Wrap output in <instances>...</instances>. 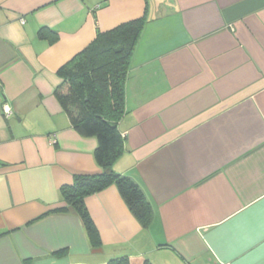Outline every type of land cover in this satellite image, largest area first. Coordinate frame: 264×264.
<instances>
[{
    "label": "crops",
    "instance_id": "obj_1",
    "mask_svg": "<svg viewBox=\"0 0 264 264\" xmlns=\"http://www.w3.org/2000/svg\"><path fill=\"white\" fill-rule=\"evenodd\" d=\"M145 25L119 121L117 172L150 198L144 227L118 187L88 195L102 244L56 212L99 174L97 137L59 102V70L99 32ZM8 104L10 112L5 111ZM264 264V0H0V264Z\"/></svg>",
    "mask_w": 264,
    "mask_h": 264
},
{
    "label": "trees",
    "instance_id": "obj_2",
    "mask_svg": "<svg viewBox=\"0 0 264 264\" xmlns=\"http://www.w3.org/2000/svg\"><path fill=\"white\" fill-rule=\"evenodd\" d=\"M145 21L136 19L99 32L92 44L59 70L63 83L56 89L57 98L81 135L97 137L95 159L101 172L76 175L71 184L64 185L61 194L65 204L55 211L78 213L95 246H100L102 240L86 205L88 195L115 184L144 227L150 226L155 217L154 206L141 185L114 168L125 151L127 138L118 123L127 112L125 85ZM129 261L126 255L108 264Z\"/></svg>",
    "mask_w": 264,
    "mask_h": 264
},
{
    "label": "built area",
    "instance_id": "obj_3",
    "mask_svg": "<svg viewBox=\"0 0 264 264\" xmlns=\"http://www.w3.org/2000/svg\"><path fill=\"white\" fill-rule=\"evenodd\" d=\"M10 110H11V109H10L9 105L6 104V105H5V111L9 113ZM222 264H230V263H222Z\"/></svg>",
    "mask_w": 264,
    "mask_h": 264
}]
</instances>
